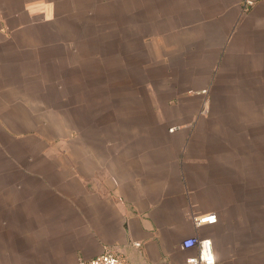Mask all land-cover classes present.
Wrapping results in <instances>:
<instances>
[{
	"label": "crops",
	"instance_id": "1",
	"mask_svg": "<svg viewBox=\"0 0 264 264\" xmlns=\"http://www.w3.org/2000/svg\"><path fill=\"white\" fill-rule=\"evenodd\" d=\"M192 238L264 264V0H0V264Z\"/></svg>",
	"mask_w": 264,
	"mask_h": 264
},
{
	"label": "built area",
	"instance_id": "2",
	"mask_svg": "<svg viewBox=\"0 0 264 264\" xmlns=\"http://www.w3.org/2000/svg\"><path fill=\"white\" fill-rule=\"evenodd\" d=\"M209 216L210 215L194 216V222L197 226L201 224H215L217 222V216L215 215V222H212L210 219H208ZM207 240L209 239L192 238V239L186 240L183 243V247L186 249H189L192 247H196L198 249V255L196 257L189 258L187 261L188 264H207V262L202 259L204 251H205L203 242ZM135 246L139 247L140 244H135ZM210 250L214 254L212 243H211ZM79 264H127V263L122 258H120L119 256L113 253H105L90 261L82 260L79 262Z\"/></svg>",
	"mask_w": 264,
	"mask_h": 264
},
{
	"label": "clouds",
	"instance_id": "3",
	"mask_svg": "<svg viewBox=\"0 0 264 264\" xmlns=\"http://www.w3.org/2000/svg\"><path fill=\"white\" fill-rule=\"evenodd\" d=\"M51 7V5H50ZM51 18V17H49ZM208 219H210L212 222H215V215L214 214H211ZM211 241L210 240H207V241H204L203 244H204V254H203V257L202 259L204 261L207 262V264H215V259L216 257L214 256V254L211 252Z\"/></svg>",
	"mask_w": 264,
	"mask_h": 264
},
{
	"label": "rangeland",
	"instance_id": "4",
	"mask_svg": "<svg viewBox=\"0 0 264 264\" xmlns=\"http://www.w3.org/2000/svg\"><path fill=\"white\" fill-rule=\"evenodd\" d=\"M125 50H126V48H125ZM127 67H128V64L123 63V62L120 63V71L127 70ZM130 67H131V66H130ZM129 71H130V70H129ZM103 79H104L106 82H107V80H108L107 77H106V75L103 76ZM95 81H97V83H98L99 80H95V79H87V82L91 84V85H90V84H89V85H90L92 88H94V84H95L94 82H95ZM138 81H140V80H138ZM103 86L106 87L105 84H104ZM107 86H108V84H107ZM97 88H98V87H97ZM98 89H99V88H98ZM140 90L142 91L143 88L140 87ZM103 100H104V99H103Z\"/></svg>",
	"mask_w": 264,
	"mask_h": 264
}]
</instances>
